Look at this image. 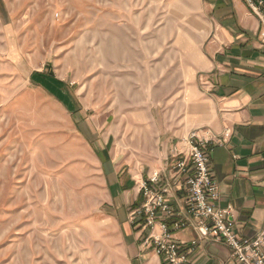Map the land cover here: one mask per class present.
Returning a JSON list of instances; mask_svg holds the SVG:
<instances>
[{"label": "rangeland", "instance_id": "374dc122", "mask_svg": "<svg viewBox=\"0 0 264 264\" xmlns=\"http://www.w3.org/2000/svg\"><path fill=\"white\" fill-rule=\"evenodd\" d=\"M207 26L204 0H0V264L118 263L93 134L141 157L190 126Z\"/></svg>", "mask_w": 264, "mask_h": 264}, {"label": "crops", "instance_id": "0c3cea01", "mask_svg": "<svg viewBox=\"0 0 264 264\" xmlns=\"http://www.w3.org/2000/svg\"><path fill=\"white\" fill-rule=\"evenodd\" d=\"M208 26L202 37L197 61L187 83L190 126H154L151 142L145 140L142 156L115 149L114 134H93L92 144L99 160L104 184L102 218L109 223L117 241V264H165L154 251L145 216L130 217L143 201L138 183L168 189L167 200L175 213L187 217L185 175L178 163L187 159L184 134L198 127L195 136L208 132L229 136L223 144L207 143L210 173L219 186V204L233 208L234 231L250 238L264 224V46L259 39L260 23L243 0H204ZM201 127H199V126ZM95 132V131H94ZM138 138L134 146H138ZM149 141V140H148ZM194 143L196 138H192ZM157 173L156 180L149 178ZM190 224L170 230V239L179 243L187 260L183 264H236L223 241L204 238ZM175 216L157 212L153 234L159 224L168 226ZM196 240L195 245L191 242Z\"/></svg>", "mask_w": 264, "mask_h": 264}, {"label": "built area", "instance_id": "2783aa9c", "mask_svg": "<svg viewBox=\"0 0 264 264\" xmlns=\"http://www.w3.org/2000/svg\"><path fill=\"white\" fill-rule=\"evenodd\" d=\"M250 12L254 14L260 23L259 39L264 46V0H243ZM196 133L186 139L187 159L183 158L178 163V171L185 175L187 197V217L181 216L171 208L167 200L168 189L154 190L147 182L138 183V189L142 192V204L130 213L135 216L144 215L146 224L150 227V238L154 242L155 253L162 257L165 264H183L187 260L186 252L181 251L178 242L170 239V230H178L190 224L189 217L195 219L192 227L204 238L223 241L230 249V255L236 264H264V224L255 236L240 238L234 231L233 208L231 205L219 204V186L214 181L209 167L208 155L203 146L207 143L223 144L229 136L228 131L221 135L211 132L206 137L199 138ZM192 138H196L194 143ZM157 173L149 178L150 182L156 180ZM157 212L165 216H175L176 219L168 226L164 221L160 222L161 233L153 234L152 229L156 222ZM196 240L191 242L195 245Z\"/></svg>", "mask_w": 264, "mask_h": 264}]
</instances>
